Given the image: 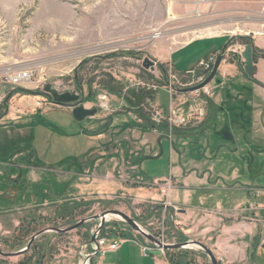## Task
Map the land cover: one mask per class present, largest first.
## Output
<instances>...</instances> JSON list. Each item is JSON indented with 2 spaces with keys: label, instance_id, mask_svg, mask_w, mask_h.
Here are the masks:
<instances>
[{
  "label": "rangeland",
  "instance_id": "1",
  "mask_svg": "<svg viewBox=\"0 0 264 264\" xmlns=\"http://www.w3.org/2000/svg\"><path fill=\"white\" fill-rule=\"evenodd\" d=\"M219 34L233 35L234 38L230 39L226 49L237 52L245 48L239 40L240 36L252 38L259 52L257 57L260 59L264 54V0H211L206 4L201 3L200 0H0V59L5 65H16L13 69L29 66L35 67L37 72L29 84L12 88L3 83L2 69L0 70V86H4L6 96H9L7 106H3L0 112V119L8 112L14 114L13 118L29 113L25 118L6 121V125L0 129V162L5 163L3 166L0 165V212L50 202L58 195L80 194L68 178L59 177L52 171H44L41 165H37L39 168L36 166L37 170L32 171L27 168L18 169L19 175L20 171L23 175L18 179L19 185L16 184L13 188L9 175L18 172L6 164L10 162L11 152L20 151L25 147L27 149L30 146H34L37 150V156L42 162L57 166L65 164L78 153V148L88 141L83 131L87 122L94 124L93 127L96 124L104 126V128H93L94 136L103 130L108 131L107 126H111L114 117H118L120 129H129L132 125L130 128L132 135L130 134L128 142L133 149H144L142 144L145 140L148 144L164 147L165 154L158 159L152 158L153 151L151 153L143 151L140 156L132 157L139 162L152 163L155 173L159 175H169L170 161L166 150L169 152L172 146L182 147L183 143L188 146L186 151L189 152L190 158L194 157L193 152L199 155V151H204L202 147L205 148L209 144L210 153L215 152L216 156L224 160L223 164L219 165L220 168H225L228 162L231 164L237 159L240 160L242 156L251 157V154L260 162L256 154L257 148L251 143L260 141L259 137L264 138V134L246 133L254 128L252 120L254 114L248 109L250 106L243 97L247 94L245 88L248 89V94H253L250 92L253 87L249 81H246L243 87L233 81L238 77L236 66L241 74L246 75L245 61L241 53L231 52L227 58L229 63L226 69L230 76L224 77L225 79L222 77L221 71L224 70L222 65L220 73L209 85L212 88V97L218 98L224 95V103L218 106L219 119L201 134L184 136L177 132L182 133L185 128L175 126L161 128L162 124H155L156 128H153L152 121L145 122L144 117L140 116L142 113L150 116L153 109H158L155 106L161 108L165 114L168 112L171 95L162 87L171 83V75L175 72L170 64L161 62L163 54L199 37ZM227 42V39L197 40L174 56V59H182L179 67L183 69L194 67L196 69L200 59H205L208 53L224 47ZM109 54L114 56L110 59L105 58ZM96 57L98 59L91 61L77 72L83 62ZM146 58L156 62L155 71L144 68L143 63ZM79 75L81 83L77 80ZM110 76L119 82L122 93L110 94L99 85L100 82L110 81ZM93 80L92 86L85 84L86 81ZM183 82H187V79ZM47 84H52L60 93L66 91L83 93L84 104L88 108L100 109L95 116L96 121H91V118L77 121L73 113H69L64 107L56 106L51 96L45 93ZM22 90L33 93L25 94ZM177 92L176 89L172 91L173 94ZM148 94L152 96L138 106L137 96ZM130 95H134L135 99L131 100ZM191 98H195V95L193 94ZM103 103L106 107H102ZM252 104L259 111H264V97L261 93L258 94V98L250 101L251 106ZM41 109L43 111L39 113ZM123 120L127 121L122 122ZM135 124L149 128H133ZM201 125L202 121L194 119L189 127ZM228 128H231L234 140L239 146L237 153H232L229 149L228 151H225V148L221 149L224 145L230 144L226 140ZM114 129L105 132L102 140L108 143L117 139L116 134L112 135V133L120 129ZM170 130L174 132L171 136L163 134ZM127 133L122 136L124 139L128 137ZM27 166L30 167L29 164ZM150 173L156 177V174ZM76 183L85 184L80 180ZM263 183L256 185L261 189ZM257 193L255 191L252 193L255 194L254 196L248 197L247 192L244 191L243 201L247 200L249 204L254 203L263 208L264 192ZM247 202L244 204L246 205ZM110 209L124 211L137 219L147 231L156 236H163L170 243L179 240L175 230L182 233L176 222L174 227L170 226L171 214L166 212V205L161 201L142 202L132 200L128 196L108 201L98 197H88L73 202L63 201L58 206L41 211L47 218L52 217V226L67 227L81 218ZM257 213L264 217L263 210H258ZM30 214L38 215L37 212ZM30 214L0 213V235L12 243L11 236L15 235L16 219ZM64 215L69 219L65 218L63 221ZM174 215L173 220L176 218V214ZM92 224L94 227L90 234L97 228L93 222L88 223L87 229L92 227ZM106 226L113 231V237L137 234L118 218L111 219ZM255 228L250 239L252 245L250 252L264 239L263 227L256 224ZM85 232L86 229L81 230L82 234ZM81 233L78 230L72 231L57 242L53 240V237H56L54 233L48 235L49 238L52 236L54 243L51 253H46L51 256L45 261L46 264H81L84 258L79 254L80 245L77 243L78 235L81 236ZM19 247L17 245L12 248L11 245H6L4 249L13 251ZM188 251L190 253H186V263L190 260L191 264H211L208 256L199 248L193 247ZM255 259L257 264L261 261L264 264V248H260ZM18 260L19 258H13L10 262L14 263Z\"/></svg>",
  "mask_w": 264,
  "mask_h": 264
},
{
  "label": "crops",
  "instance_id": "2",
  "mask_svg": "<svg viewBox=\"0 0 264 264\" xmlns=\"http://www.w3.org/2000/svg\"><path fill=\"white\" fill-rule=\"evenodd\" d=\"M230 35L231 34L210 35L191 40L185 45L163 54L164 56L161 58V62L170 64L175 75L181 77L186 72L195 70V67L191 69L179 67L181 66L182 59L176 58L175 60L174 56L186 50L197 40L227 39L228 42L224 47L211 51L207 54L206 58L212 54H218L229 46L230 39L234 38L233 35ZM202 60L204 59H200L199 63ZM3 63L4 62L0 59V70L2 69V74L8 69L16 67V65L8 66ZM228 63L229 62L226 61L221 64V66H224V70L221 71L223 78H228L230 76L228 74V69H226ZM255 67V81L241 74L237 66L236 75L238 77L233 81L240 87L245 86L246 81H249L253 87L250 91L253 94H248L249 91L245 88L248 95L246 94L243 97L250 106L248 109H251V112L254 114L252 117L254 128H252L251 131H246V133L264 134V111H259L253 104L254 107L250 105V101L254 98H258L259 93L264 97L263 57L258 59ZM219 71L217 74L220 73ZM3 88L4 86L1 85V98L6 96L5 88ZM162 88L167 90L171 95L168 112L165 114L161 108L155 107L165 116H169L172 108L179 107L185 115L190 114L194 116V119L202 121L201 126L189 127L192 121L187 127H182L185 128L184 131L182 133L177 132L178 134L184 136L201 134L206 128H209L214 121L219 119L217 110L218 106L224 103V95H220L216 98L217 96L212 97V92L209 96L179 92L173 94L168 86ZM193 94L195 98H191ZM6 97L8 98L9 96ZM64 108L69 113H72L71 108ZM221 109L223 110V108ZM42 111L41 109L39 113ZM199 111L204 113L203 117L198 116ZM27 114L29 113H23L13 118L12 115L14 114L8 112L6 116L0 119V129H3L2 127L6 125V121H16L20 118H25ZM96 118L97 117H95V120L91 118V121H96ZM126 121L127 120H123L122 122ZM119 123L118 117H114L111 126H107V128H109L108 131L103 130L93 136V128H104V126L95 123L96 126L93 127L94 124L87 122V126L83 127V131L84 134L87 135L88 141L78 148V153L74 157L72 156L68 162L65 164H58V166L56 164L42 162V160L38 158L37 150L34 149V146L11 152L10 162L6 165L15 168L16 172H18L9 175L11 186L15 188L16 184L19 185L20 183L18 179H21L23 174H21L20 171L19 175L18 169L27 168L32 171L33 169L37 170V168H39L37 165H41L44 171H52L58 174L59 177L68 178L70 183L73 184L74 189L80 192V194L77 195H73L72 193L68 196L58 195L55 200H52V206H58L63 201L69 200L73 202V200L88 197H98L108 201L113 198L122 199V197L128 196L132 200L142 202L147 200H152L154 202L161 201L166 205V210L168 208L174 210L173 214H176V218L173 221L176 222L182 234L188 240H197L208 246L219 259L220 263L257 264L255 256L256 253H259L260 248H264L261 244V242H264V239L259 244L255 245L252 252H250L252 246L250 245V239L255 232L256 224H259L264 229V217L257 213L258 210L264 211V207H258V205L254 203L249 204L247 200L243 201V192L246 191L248 197L254 196L255 194L252 193L255 191L258 192L257 194H260V192L262 194L264 192V185L261 188L262 191L256 185V183L262 184L264 181V138L259 137L260 141L251 143V145L257 148L256 154L258 158H260V162L255 160L253 154H251V157L242 156L240 160L237 159L231 164L228 162L225 168L219 167L220 164H223L224 160L216 156L215 152L210 153L209 144L205 148L202 147L204 151H199V155L193 152L194 157L191 158L189 157V152L186 151L188 148L186 143H183L184 147L172 146L169 152L166 150V153H169L170 161V171L168 170L169 175H159V173H155L156 170L153 169L152 163L147 164L148 162L145 161L139 162L137 159H132V157L133 155L140 156L143 151H150V153L153 151L155 154L153 153L152 158L158 159L165 154L164 147H158L156 144H148L147 140H145L142 144L144 149H133L131 143L128 142L130 140V134L132 133L130 129L132 125H130L129 129H120L121 127L118 126ZM132 123L134 124L133 120ZM169 127L173 128L171 126ZM114 128H119L120 131L123 132L114 131L112 135L116 134L117 139L111 142L109 141L108 143L103 141L102 139L105 137V132L113 131ZM133 128L149 127L135 124ZM228 130L229 132L226 140H228L230 144L229 146L224 145L221 149L223 150L225 148V151L229 149L232 153H237L239 151V146L234 140L231 128H228ZM153 131L156 132L157 130ZM126 132H128V137L124 139L122 136ZM134 132L135 129L133 130V133ZM171 133L174 132L170 130L163 134L171 136ZM246 138L249 140L248 136ZM14 153L15 155L13 156ZM4 164L5 163L0 162V165L3 166ZM27 164H29L30 167H28ZM148 167H151V169H148ZM150 172L156 174V177H153V174ZM78 180L84 181L85 184L80 185L76 183ZM245 202H247L246 205L244 204ZM41 204L46 205L48 201L40 204L27 205L26 207L38 206ZM138 235L139 234L131 233L128 237H110L112 239L121 238L123 241L116 251H109L103 258H97L95 264H170L166 252L161 255L144 254L143 246L147 242ZM85 259L84 257L80 263L82 264ZM258 264H263V262L261 261Z\"/></svg>",
  "mask_w": 264,
  "mask_h": 264
},
{
  "label": "water",
  "instance_id": "3",
  "mask_svg": "<svg viewBox=\"0 0 264 264\" xmlns=\"http://www.w3.org/2000/svg\"><path fill=\"white\" fill-rule=\"evenodd\" d=\"M254 54H255L254 46L245 45V48L242 52V57L245 61L244 70H245L246 75L249 78H252L254 76V66H255ZM223 60H224L223 56L219 55L212 72L210 73L208 78L205 80V82H203L201 85H198L193 88L178 89L177 91L179 93H194L210 85L211 82L216 77ZM143 66L145 69H150L152 71H155L156 62L151 60L150 58H146L144 60ZM45 93L51 96L52 102L56 106L71 108L73 116L77 121L81 122L87 118H93L99 113V110H100L99 108L90 109L85 106L83 93L71 92V91L60 93L53 87L52 84L46 85ZM3 103L4 102H2L0 99V108ZM113 218L121 219L123 223H125L132 231L139 234L146 241L151 243L153 247L155 248L154 250L151 251L152 255H161L164 252H168V251L189 250L193 247H197L204 254L208 256L211 264H220L219 259L216 257L214 252L202 242L197 241V240H187L185 242L164 243L160 241L156 235H154L153 233L143 228V226L140 225V223L136 221L132 216L128 215L124 211L117 210V209H110V210L103 211L99 214L88 216L86 218L81 219L79 222H77L76 224H74L73 226L67 229H52V231L57 232V233H66V232L77 230L87 223L94 222L97 225V228L90 234V239L88 240L87 245L98 246L97 240L100 237L101 232L106 227V224L109 223L111 219ZM173 219H174V214H173ZM27 251H28V248L22 251H19V252L4 254L0 247V253L8 257L20 256L26 253ZM98 253H99V247H98V250L90 253L86 257V259L83 261L82 264H95V258H97Z\"/></svg>",
  "mask_w": 264,
  "mask_h": 264
},
{
  "label": "built area",
  "instance_id": "4",
  "mask_svg": "<svg viewBox=\"0 0 264 264\" xmlns=\"http://www.w3.org/2000/svg\"><path fill=\"white\" fill-rule=\"evenodd\" d=\"M211 0H200L201 3L206 4L209 3ZM241 52H237L235 50H227L224 49L222 52L218 54H212L208 56L206 59L202 60L197 68L193 71L186 72L181 77L176 76L175 74L171 75L170 82L167 83V86L171 88V92L175 89H184V88H193L198 85H201L205 80L208 78L210 73L212 72L214 65L216 63V60L219 55L223 56V62L225 63L227 61V58L229 57L230 53H241L244 49H241ZM1 52V48H0ZM37 72L35 68H19V69H8L2 74L3 83L6 85L11 86L12 88H19L24 85L29 84L36 76ZM185 79H187V82H183ZM177 87V88H176ZM194 94H204L206 96L211 95V88L210 86H206L205 88L194 92ZM1 101L4 102L6 99V96L0 97ZM105 99V98H103ZM3 105V104H2ZM1 105V106H2ZM102 107H106V105L103 103ZM199 117H203L204 113L202 111L198 112ZM151 121L155 125H163L164 123H167L171 127H187L193 120L194 116L192 115H185L182 113L179 107L172 108L171 113L169 116H165L159 109H153L152 112H150ZM160 241L164 243H170L163 236H157ZM98 246L95 245H87V255L86 257L98 250L99 247V253L98 258H103L105 254L109 251H116L119 248L120 243L123 241L122 239H112L109 237H99L98 238ZM174 243V242H173ZM264 245V242H263ZM155 248L151 243L147 241V243L143 246V252L144 254H151V251ZM222 261V260H221Z\"/></svg>",
  "mask_w": 264,
  "mask_h": 264
},
{
  "label": "flooded vegetation",
  "instance_id": "5",
  "mask_svg": "<svg viewBox=\"0 0 264 264\" xmlns=\"http://www.w3.org/2000/svg\"><path fill=\"white\" fill-rule=\"evenodd\" d=\"M8 99L9 98L6 97L3 105L0 108V112L3 109V106H7ZM50 207H52V201L48 202V204L46 205L41 204L38 206L35 205V206H30V207L28 206V207H23V208L20 207L18 209H13V210L8 209V210L0 212V213L19 212L20 214L25 213V212H28V214H30V212L38 213V215H33V214H30V216L23 215L16 219L15 221L16 230L14 231L15 235L11 236L13 238L12 243H9L7 238H4L0 235V247L4 254L19 252V251H22L28 248V251L26 253L20 256H16V257H8L0 253V264H46L45 261L51 258V256L46 255V253L47 252L51 253L52 243H54L52 242V236L51 238H49L48 235L54 233L56 237L54 236L53 240L57 242L58 240H62V238L66 236L68 233L72 232L70 231L66 233H57V232L52 231V229H67L73 226L74 224H76L77 222H79L81 219H83L81 218L73 222L71 225L69 224V226L67 227H58L55 225L52 226V217L47 218L45 214H42V211H41L42 209H48ZM65 218L69 219L67 215L62 216L63 221H65ZM46 221H48L47 223L48 225L46 224ZM87 227H88V223L83 225L79 229H77L80 233H81V230L86 229V232L83 234L81 233V236L78 235V239H77L78 240L77 243L80 245V247L78 248V251H79V254L83 258L84 257L86 258V255L88 253L86 246H87L88 240L90 239L89 234H90L91 229L94 227V224H92V227H90L89 229H87ZM261 244L263 245L262 242ZM6 245H11L12 248L17 245L20 247L17 250L7 251L4 249ZM13 258H19V260L17 262L11 263L10 259H13ZM97 258H95V261Z\"/></svg>",
  "mask_w": 264,
  "mask_h": 264
},
{
  "label": "trees",
  "instance_id": "6",
  "mask_svg": "<svg viewBox=\"0 0 264 264\" xmlns=\"http://www.w3.org/2000/svg\"><path fill=\"white\" fill-rule=\"evenodd\" d=\"M233 40V39H232ZM239 40H241L242 41V44H244V45H253L254 46V43H253V41H252V38H248V37H239ZM254 48H255V46H254ZM257 53H259L258 52V50H257V48H255V54H254V63H256L257 62V59H258V54ZM263 56V58H264V54H262ZM114 55H112V54H109V55H107L105 58H108V59H110V58H112ZM96 59H98V57H96V58H93L92 60H87V61H85V62H83L81 65H80V67H79V70L77 71V72H79L85 65H87V64H89L91 61H93V60H96ZM255 72H256V67L254 66V75H255ZM79 74V73H78ZM247 76V75H246ZM248 77V76H247ZM251 80H254L255 81V79H254V76L252 77V78H250ZM77 80L81 83V79H80V75L79 76H77ZM93 82H94V80L93 81H89V82H87L86 81V85H89V86H92L93 85ZM99 85L102 87V88H104V89H106L110 94H113V95H118L119 93H122V88H121V86H120V84H119V82L118 81H116L112 76H110V81H107V82H100L99 83ZM23 92H25V94H31V93H33V92H31V91H29V90H22ZM155 94H156V92L154 93V96H155ZM152 95L151 94H148V95H146V96H143V95H139V96H137V99H138V106H140L144 101H145V99H147L148 97H151ZM153 96V97H154ZM133 97V98H132ZM129 98L131 99V100H133V99H135L134 98V95H130L129 96ZM143 112V111H142ZM141 112V113H142ZM140 116H142V117H144L143 119H145V122H148V121H150L151 122V118H150V116L148 115V116H146V115H144V113H142V114H140ZM146 124H148V123H146ZM152 127L154 128H156V125H152ZM169 128V125L167 124V123H164V125L163 126H161V128ZM173 131V130H172ZM177 131V130H176ZM166 212L167 213H170L171 214V219H170V221H171V224H170V226H173L174 227V221H173V213H174V210L172 209V208H168L167 210H166ZM136 221H138L137 219H135ZM130 229V228H129ZM131 230V229H130ZM175 235H176V237H178L179 238V240H178V242H185V241H187L188 239L182 234V233H180L179 231H177V230H175ZM114 236V233H113V231L112 230H110L107 226L103 229V231L101 232V235H100V237H113ZM178 251V252H177ZM177 251H168V252H166L167 253V255H168V258H169V261H170V264H191V261L190 260H188L189 262L188 263H186V261H185V257H186V253L188 252V253H190V251H188V250H177Z\"/></svg>",
  "mask_w": 264,
  "mask_h": 264
},
{
  "label": "bare ground",
  "instance_id": "7",
  "mask_svg": "<svg viewBox=\"0 0 264 264\" xmlns=\"http://www.w3.org/2000/svg\"><path fill=\"white\" fill-rule=\"evenodd\" d=\"M106 255V254H105Z\"/></svg>",
  "mask_w": 264,
  "mask_h": 264
}]
</instances>
